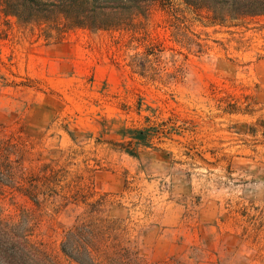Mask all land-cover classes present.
Listing matches in <instances>:
<instances>
[{"label":"rangeland","instance_id":"rangeland-1","mask_svg":"<svg viewBox=\"0 0 264 264\" xmlns=\"http://www.w3.org/2000/svg\"><path fill=\"white\" fill-rule=\"evenodd\" d=\"M0 146V218L51 264H80L63 232L96 201L143 264H264V14L175 1L50 36L1 16Z\"/></svg>","mask_w":264,"mask_h":264},{"label":"trees","instance_id":"trees-1","mask_svg":"<svg viewBox=\"0 0 264 264\" xmlns=\"http://www.w3.org/2000/svg\"><path fill=\"white\" fill-rule=\"evenodd\" d=\"M175 1L216 24L264 14V0H0V17L38 26L50 36L53 31L74 28L99 30L127 26L138 15L145 16L152 5ZM29 185L36 187L32 179ZM97 204L98 201L90 203L89 209L64 230L62 252L80 264H143L128 245L121 222L101 220L94 215ZM0 264L51 263L17 225L0 218ZM164 264L182 263L173 260Z\"/></svg>","mask_w":264,"mask_h":264}]
</instances>
